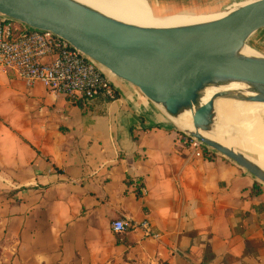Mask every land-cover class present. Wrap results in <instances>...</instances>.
<instances>
[{"label":"crops","instance_id":"0c3cea01","mask_svg":"<svg viewBox=\"0 0 264 264\" xmlns=\"http://www.w3.org/2000/svg\"><path fill=\"white\" fill-rule=\"evenodd\" d=\"M107 74L117 97L82 102L0 69L8 264H264V185L220 155L196 157ZM119 218L148 221L155 237L114 233Z\"/></svg>","mask_w":264,"mask_h":264},{"label":"water","instance_id":"95a60500","mask_svg":"<svg viewBox=\"0 0 264 264\" xmlns=\"http://www.w3.org/2000/svg\"><path fill=\"white\" fill-rule=\"evenodd\" d=\"M0 15L64 39L142 93L177 124H171L175 129L264 185V169L251 158L205 137L217 130L219 100L264 104V56L243 54L249 41L264 32V0L177 31L128 24L74 0H0ZM230 85L246 89L234 92ZM187 114L193 131L177 123Z\"/></svg>","mask_w":264,"mask_h":264},{"label":"built area","instance_id":"2783aa9c","mask_svg":"<svg viewBox=\"0 0 264 264\" xmlns=\"http://www.w3.org/2000/svg\"><path fill=\"white\" fill-rule=\"evenodd\" d=\"M0 69L14 71L28 86L39 82L51 93L64 95L72 101L88 102L99 96L117 97L108 75L67 41L47 31L26 28L1 15ZM179 132L186 147L196 157L205 155L207 147ZM141 190L145 195L146 190ZM111 227L116 234L140 228L146 236L155 237L148 221L136 224L119 218Z\"/></svg>","mask_w":264,"mask_h":264},{"label":"bare ground","instance_id":"6f19581e","mask_svg":"<svg viewBox=\"0 0 264 264\" xmlns=\"http://www.w3.org/2000/svg\"><path fill=\"white\" fill-rule=\"evenodd\" d=\"M74 1L128 24L156 30L177 31L189 25L221 19L231 11L256 0H225L223 5L213 3L211 8L188 5L187 9L181 8L180 2L177 3L175 0L163 2L157 0ZM219 4L220 8H217ZM243 54L259 56V53L249 46L245 47ZM98 66L102 70L105 69L99 64ZM228 88L234 92H243L246 89L240 85H230ZM214 92L213 89L206 91L203 102H206ZM216 110L217 130L214 133L205 134V137L245 155H253L255 159L248 157L264 169V104L219 100L216 103ZM168 122L177 127V124L169 118ZM177 123L193 131L191 114L183 116L177 120Z\"/></svg>","mask_w":264,"mask_h":264},{"label":"rangeland","instance_id":"374dc122","mask_svg":"<svg viewBox=\"0 0 264 264\" xmlns=\"http://www.w3.org/2000/svg\"><path fill=\"white\" fill-rule=\"evenodd\" d=\"M160 2H163L164 0H157ZM220 0H175V2H180L181 8H186V6L189 8V6H204V7H210L214 5L213 3H220L224 4V1ZM185 2V3H184ZM219 5H217V8H220ZM189 5V6H188ZM249 47L253 48L256 50L259 54L264 56V32H260L257 35H255L250 41H249ZM105 72H108L109 74H112L110 71L107 69H103ZM113 75V74H112ZM210 150V149H209ZM213 152V151H212ZM215 153V152H214ZM249 157H252L255 159V157L251 154H246ZM1 227V226H0ZM13 247L8 244V240L6 237L3 235L1 228H0V264H8L11 258V255L13 252Z\"/></svg>","mask_w":264,"mask_h":264},{"label":"trees","instance_id":"16d2710c","mask_svg":"<svg viewBox=\"0 0 264 264\" xmlns=\"http://www.w3.org/2000/svg\"><path fill=\"white\" fill-rule=\"evenodd\" d=\"M205 155L206 156H211V155H217L216 153L212 152L211 150L205 148Z\"/></svg>","mask_w":264,"mask_h":264}]
</instances>
